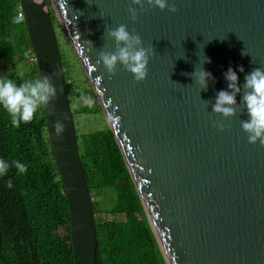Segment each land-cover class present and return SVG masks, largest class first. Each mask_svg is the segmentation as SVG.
<instances>
[{
  "label": "water",
  "instance_id": "1",
  "mask_svg": "<svg viewBox=\"0 0 264 264\" xmlns=\"http://www.w3.org/2000/svg\"><path fill=\"white\" fill-rule=\"evenodd\" d=\"M174 2V14L145 5L133 22L130 0H20L40 75H53L58 89L55 111L46 108L47 129L68 198L75 264H97L98 240L52 11L99 99L167 263L264 264V146L250 144L241 127L245 75L264 69V0ZM121 24L156 52L142 83L122 66L109 77L97 64L100 51H115L107 30ZM201 67L215 77L206 91L192 78ZM229 67L242 91L237 115L224 119L212 104L227 90ZM57 120L65 126L60 137Z\"/></svg>",
  "mask_w": 264,
  "mask_h": 264
},
{
  "label": "trees",
  "instance_id": "2",
  "mask_svg": "<svg viewBox=\"0 0 264 264\" xmlns=\"http://www.w3.org/2000/svg\"><path fill=\"white\" fill-rule=\"evenodd\" d=\"M19 11L20 0H0V63L22 56L35 66L23 74L4 76L17 84L40 75L26 25L15 23ZM51 18L67 51L63 54L58 41L94 205L97 264H168L86 71L53 11ZM81 94L93 99L92 107L84 104ZM47 127L46 108L19 128L0 109V158L27 165L25 174L18 175L13 167L0 178V264H75L68 198ZM105 155L114 157L122 176L113 186L93 183L98 161ZM8 179L12 189L6 187Z\"/></svg>",
  "mask_w": 264,
  "mask_h": 264
},
{
  "label": "clouds",
  "instance_id": "3",
  "mask_svg": "<svg viewBox=\"0 0 264 264\" xmlns=\"http://www.w3.org/2000/svg\"><path fill=\"white\" fill-rule=\"evenodd\" d=\"M130 4L128 12L133 22L137 20L138 9L139 12H143L145 5L173 14L177 12L174 0H130ZM107 36L114 41L115 51H100L97 64H102L103 70L109 77H114L122 66L133 75L137 83L146 81L149 64L156 56L153 46L146 48L142 38L139 35H133L124 24L108 29ZM242 55L247 54L244 51ZM205 58L204 63L211 62L207 57ZM238 71L244 73L245 69L241 65ZM192 78L203 91L208 89L210 81L215 83V77L203 67L196 69L192 73ZM224 79L227 82V90L216 93L212 112L224 119H230L237 115V97L242 89L236 69L229 67L224 73ZM53 81L51 74L39 75L35 79L24 80L19 84L6 77H0V109L8 114L12 126L19 128L21 124H29L42 108L55 111L53 102L58 97V89ZM80 99L87 107H92L94 104L90 96L81 94ZM242 103L246 109L247 119L242 121L241 127L247 134L248 142L253 145L259 142L264 146V69L257 67L245 75ZM219 127L224 130L223 124ZM54 130L57 137L62 136L65 131L63 121L57 120ZM13 167L18 175L27 172L25 163L19 160L9 162L0 158V178L7 177ZM6 187L13 188L11 179L6 181Z\"/></svg>",
  "mask_w": 264,
  "mask_h": 264
},
{
  "label": "rangeland",
  "instance_id": "4",
  "mask_svg": "<svg viewBox=\"0 0 264 264\" xmlns=\"http://www.w3.org/2000/svg\"><path fill=\"white\" fill-rule=\"evenodd\" d=\"M56 27L57 32H59V25L57 21ZM58 41L60 43L63 54H67L66 46L63 44L62 37H60V32L58 35ZM25 56L28 57V53H26ZM32 67L35 68L30 60H26L24 57L19 56L9 62L0 63V77H4L7 74H23L30 70ZM113 158L111 156L105 155L99 159L93 178L94 184H105L113 186L114 184L122 180V176L119 173V168L115 166L116 164Z\"/></svg>",
  "mask_w": 264,
  "mask_h": 264
},
{
  "label": "built area",
  "instance_id": "5",
  "mask_svg": "<svg viewBox=\"0 0 264 264\" xmlns=\"http://www.w3.org/2000/svg\"><path fill=\"white\" fill-rule=\"evenodd\" d=\"M23 20H24V14H23L22 10L20 9V11H19V13L15 19V23L20 24V23H22Z\"/></svg>",
  "mask_w": 264,
  "mask_h": 264
}]
</instances>
